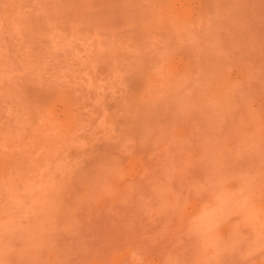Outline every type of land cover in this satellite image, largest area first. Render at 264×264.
<instances>
[{
	"label": "rangeland",
	"instance_id": "rangeland-1",
	"mask_svg": "<svg viewBox=\"0 0 264 264\" xmlns=\"http://www.w3.org/2000/svg\"><path fill=\"white\" fill-rule=\"evenodd\" d=\"M0 264H264V0H0Z\"/></svg>",
	"mask_w": 264,
	"mask_h": 264
}]
</instances>
